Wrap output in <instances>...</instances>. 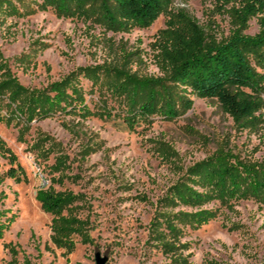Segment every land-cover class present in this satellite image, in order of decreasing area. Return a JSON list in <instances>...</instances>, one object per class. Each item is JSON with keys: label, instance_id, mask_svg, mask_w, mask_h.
I'll use <instances>...</instances> for the list:
<instances>
[{"label": "rangeland", "instance_id": "1", "mask_svg": "<svg viewBox=\"0 0 264 264\" xmlns=\"http://www.w3.org/2000/svg\"><path fill=\"white\" fill-rule=\"evenodd\" d=\"M9 1L18 12L0 14V61L22 87L47 90L85 68L101 67L102 73L97 83L80 77L89 116L0 122V137L18 159L15 168L25 172L22 182L9 178L11 165L0 153V211L16 218L0 243V264H97L99 258L106 264H179L181 257L188 264H264V201L212 199L196 206L172 200L181 184L207 191L198 169L220 151L264 165V115L245 129L217 101L192 98V107L175 120L153 117L130 128L125 100L114 91L124 78L119 71L169 77L154 44L176 10H186L211 37L228 38L233 28L220 4L174 0L148 28L111 31L93 17L62 16L43 0ZM259 30L255 19L245 34ZM106 69H114L110 77ZM4 105L1 116L10 114ZM44 186L78 197L76 214L87 223V235L74 237L72 251L53 242L52 217L36 200ZM202 210L213 218L192 226L186 216ZM170 225L181 230L176 240Z\"/></svg>", "mask_w": 264, "mask_h": 264}, {"label": "trees", "instance_id": "2", "mask_svg": "<svg viewBox=\"0 0 264 264\" xmlns=\"http://www.w3.org/2000/svg\"><path fill=\"white\" fill-rule=\"evenodd\" d=\"M62 16L93 17L111 31H127L133 27L148 28L172 6L174 0H43ZM229 17L233 28L230 36L221 41L211 37L186 10H176L166 29L158 33L154 44L167 79L137 78L123 74L122 81L114 83V91L124 98L126 127L133 128L140 121L153 117L172 121L182 110L192 107L193 99L217 101L223 112L245 129L255 128L264 113V0H215ZM18 12L9 0H0V14ZM260 24L259 33L245 34L253 20ZM101 67L81 69L71 77L54 83L47 90L29 91L14 78L7 62L0 61V106L10 114L0 115V122L11 124L25 120L53 118L60 114L89 116L80 77L99 82ZM114 69H106L110 77ZM0 153L9 160L8 177L22 182L21 167L15 168L17 157L0 137ZM197 177L204 193L185 184L175 188L173 202L204 205L212 199L231 201L253 197L264 201V165H247L220 151L200 165ZM36 200L44 212L52 217L53 242L72 251L75 236L85 239L87 223L76 214L78 197L72 192H56L42 187ZM213 218V213L202 210L189 214L192 226L201 227ZM16 218L9 211H0V243ZM169 234L175 240L181 230L170 225ZM165 248L180 250V246L164 243ZM179 264H188L181 257Z\"/></svg>", "mask_w": 264, "mask_h": 264}, {"label": "water", "instance_id": "3", "mask_svg": "<svg viewBox=\"0 0 264 264\" xmlns=\"http://www.w3.org/2000/svg\"><path fill=\"white\" fill-rule=\"evenodd\" d=\"M106 262H107L106 259H100V258H99V259L97 260V264H106Z\"/></svg>", "mask_w": 264, "mask_h": 264}]
</instances>
